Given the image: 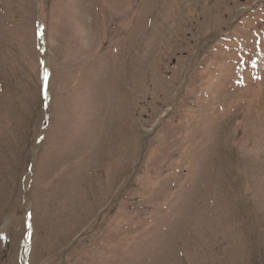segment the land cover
<instances>
[{"label": "rangeland", "instance_id": "rangeland-1", "mask_svg": "<svg viewBox=\"0 0 264 264\" xmlns=\"http://www.w3.org/2000/svg\"><path fill=\"white\" fill-rule=\"evenodd\" d=\"M0 264H264V0H0Z\"/></svg>", "mask_w": 264, "mask_h": 264}]
</instances>
